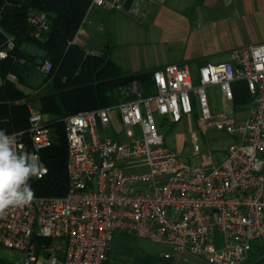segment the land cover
I'll list each match as a JSON object with an SVG mask.
<instances>
[{"label":"built area","instance_id":"2783aa9c","mask_svg":"<svg viewBox=\"0 0 264 264\" xmlns=\"http://www.w3.org/2000/svg\"><path fill=\"white\" fill-rule=\"evenodd\" d=\"M92 7L135 20L145 15L141 0H92ZM47 19L45 13L29 17L36 37L48 29ZM8 47L11 40L0 46V61ZM52 67L45 60L41 71ZM8 78L17 82L15 74ZM240 80L250 95L248 115L238 119L233 109L213 111L207 88L218 86L235 102L233 84ZM152 89L146 93L133 83L126 88L127 101L65 118L67 194L35 196L30 206L0 218V264H105L122 234L191 251L210 264H244L250 258L257 241H264V43L236 48L228 60L207 62L196 74L187 63L157 68ZM29 110L33 150L24 133L8 134H15L18 151L37 155L48 172L40 151L52 144L50 117L34 103ZM113 110L119 130L112 126ZM155 114L170 123L196 114L203 131L225 128L238 139L219 164L186 162L166 146ZM5 250L18 257H6Z\"/></svg>","mask_w":264,"mask_h":264},{"label":"trees","instance_id":"16d2710c","mask_svg":"<svg viewBox=\"0 0 264 264\" xmlns=\"http://www.w3.org/2000/svg\"><path fill=\"white\" fill-rule=\"evenodd\" d=\"M91 3L92 0H0V46L5 48L12 41L8 56L0 61V129L24 133L28 150L32 151L29 105L36 104L50 117L52 144L40 151L48 172L30 180L38 197H62L69 189L67 116L125 102L129 99L126 88L133 83L142 85L146 93L153 92L155 69L126 71L107 51L106 55L88 52L77 42ZM40 13L47 15L48 29L36 37L29 17ZM45 60H50L53 67L41 74L39 69ZM9 74H15L17 82L10 80ZM38 76L42 81L35 87L32 80ZM125 247L130 258L125 264H173L171 256ZM109 254L110 251L105 264H109ZM263 255L264 242L256 243L244 264H252ZM262 261L264 257L255 264Z\"/></svg>","mask_w":264,"mask_h":264},{"label":"crops","instance_id":"0c3cea01","mask_svg":"<svg viewBox=\"0 0 264 264\" xmlns=\"http://www.w3.org/2000/svg\"><path fill=\"white\" fill-rule=\"evenodd\" d=\"M141 5L145 15L138 20L92 7L79 34L98 41L105 39L99 33L104 28L114 34L115 50L123 51L111 57L129 72L187 63L196 74L207 62L228 60L236 48L264 43V0H141ZM129 18L138 25L129 26ZM222 99L229 110L239 102Z\"/></svg>","mask_w":264,"mask_h":264},{"label":"rangeland","instance_id":"374dc122","mask_svg":"<svg viewBox=\"0 0 264 264\" xmlns=\"http://www.w3.org/2000/svg\"><path fill=\"white\" fill-rule=\"evenodd\" d=\"M120 14L125 17L128 16L123 12H120ZM127 23L132 28L138 25L136 21L130 18L127 20ZM107 32L106 28L102 32H99L105 38L100 39V41H98L97 37L88 38L87 35L86 37L84 33H81L77 36V42L84 45L88 52L101 53L107 51L110 57L111 55L115 57L117 54H121L123 50H115L117 39L114 34L109 35ZM124 70L126 69L124 68ZM40 72L44 74L42 71ZM41 81L42 77L38 76L32 80V84L36 87ZM233 87L236 98L239 99L238 104L233 107L234 116L238 119H244L251 107L248 89L244 80L235 82ZM207 91L213 111L229 110L222 99V93L218 86H210L207 88ZM153 106H155L154 103ZM111 114L113 128L121 129L122 123L120 122L118 112L113 110ZM155 118L158 130L164 136L166 146L177 152L180 158L186 162L200 163L205 166L219 164L223 161L227 149L236 143L238 139L225 128L215 127L207 132L203 131L196 114L185 115L181 121L176 123H170L158 114H155ZM116 237L109 250V264H125L130 261L125 246H132L155 256H166V254H169L173 259V264H210L202 255L191 251H179L172 245L158 243L149 238H136L134 236L123 235H117ZM260 242L264 241H257V243ZM4 255L8 258L18 257L16 253L10 250H5ZM254 255L256 256V253Z\"/></svg>","mask_w":264,"mask_h":264},{"label":"clouds","instance_id":"9594fccd","mask_svg":"<svg viewBox=\"0 0 264 264\" xmlns=\"http://www.w3.org/2000/svg\"><path fill=\"white\" fill-rule=\"evenodd\" d=\"M46 173L37 155L18 151L15 134L0 129V218L11 209L30 206L35 199L30 180Z\"/></svg>","mask_w":264,"mask_h":264},{"label":"water","instance_id":"95a60500","mask_svg":"<svg viewBox=\"0 0 264 264\" xmlns=\"http://www.w3.org/2000/svg\"><path fill=\"white\" fill-rule=\"evenodd\" d=\"M103 55H106V53L103 52ZM112 156H113V155H112ZM112 156H111L110 158H112ZM62 242L65 243V242H66V239H60L58 243H62ZM263 257H264V255L261 256L256 262H258L259 260H261ZM256 262H254V263H252V264H255Z\"/></svg>","mask_w":264,"mask_h":264}]
</instances>
